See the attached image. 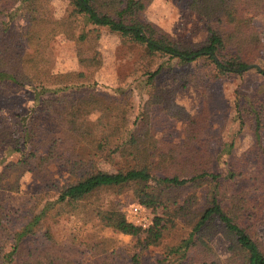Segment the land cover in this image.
I'll list each match as a JSON object with an SVG mask.
<instances>
[{
  "label": "rangeland",
  "instance_id": "374dc122",
  "mask_svg": "<svg viewBox=\"0 0 264 264\" xmlns=\"http://www.w3.org/2000/svg\"><path fill=\"white\" fill-rule=\"evenodd\" d=\"M192 1L136 0L126 17L130 23H152L181 45L195 49L207 40L210 26L203 15L192 9ZM47 3L46 17L52 19L61 18L69 7V0H48ZM248 15L253 17L264 43V9ZM15 22L18 27L25 24L21 17ZM17 49L31 51L30 46ZM143 50L142 46L127 42L107 28L101 29V37L92 47L76 38L60 35L46 49L53 71L78 72L82 77L92 78L95 87L63 93L66 102L49 106V98L55 99L56 96L42 97L37 104L31 86L0 84V172L26 158L35 148L40 155L47 154L55 143L50 138L58 131L55 124L51 126L53 121L63 117L75 100L94 93L100 100L86 106L79 103L76 106L78 119L97 120L107 116L108 111L116 110V106L125 107L130 127L142 122L144 116L149 118V153L153 155V173L157 177L176 174L189 177L192 170L183 168L203 163L212 172H225V158L244 167V177L234 189L250 190L255 217L250 222L257 220L256 232L264 248V173H261L264 169V74L254 66L241 74L225 72L207 57L182 62L179 58L162 55L150 61L143 56ZM147 64H150L151 72L159 66L162 69L151 76L147 73ZM255 64L264 68V45L261 58ZM125 84V91L116 90ZM251 99L262 115L261 143L255 134L256 120L250 110ZM237 102L244 118L241 131ZM194 118L200 119V124L196 125L200 128L197 135H192ZM25 120H30L31 125L37 123L36 135L26 131ZM82 147V143L68 141L65 145L58 144L55 154L73 160L75 156L88 152ZM179 153L180 156L174 159L173 154ZM57 157L52 156L43 166H36L35 160L31 159L28 164H19L11 170L8 186L0 191V264H14L6 259V255L15 244L16 232L31 221L44 204L54 200L59 189L69 181L67 164ZM131 158L127 154H115L108 144L104 152L96 155L94 165L115 170L127 167ZM209 186V183L198 180L173 189V193L182 194L180 201L195 193L203 206L210 195ZM102 200L105 205L118 204L126 219L131 218L129 207L139 203L129 189L104 192ZM48 209L23 239L35 255L54 250L76 258L80 263L91 262L89 256L95 251L92 240L96 238L107 240V248L116 259L114 264H131L128 253V246L134 243L131 235L112 232L98 221L85 223L73 212L57 214V209L51 206ZM147 209L152 222L162 211L161 208L156 211ZM185 235V223L181 222L176 229L167 232L162 244L150 246L144 252L143 261L146 264H166L167 246L175 245ZM211 243L219 258L229 256L227 241L221 234L216 235ZM215 263L216 260H208L205 264Z\"/></svg>",
  "mask_w": 264,
  "mask_h": 264
},
{
  "label": "trees",
  "instance_id": "16d2710c",
  "mask_svg": "<svg viewBox=\"0 0 264 264\" xmlns=\"http://www.w3.org/2000/svg\"><path fill=\"white\" fill-rule=\"evenodd\" d=\"M2 1V2H1ZM0 84L17 87L31 86L35 101L40 103L42 97L49 98L50 106L67 101L63 98L67 92L95 87L92 78L82 77L78 72L56 73L46 54V49L56 37L65 35L76 38L79 42L94 45L101 37V29L107 28L112 33L143 47V56L152 61L154 58L169 55L182 62L193 61L199 57L211 59L225 72L241 74L250 65L261 58L263 38L254 25L252 11L264 9V0H193L192 9L203 15L210 26L207 40L193 49L183 46L167 32L154 24L140 25L130 23L126 14L132 10L136 0H69L66 13L59 19L46 17L48 0H0ZM21 17L25 24L18 27L14 21ZM7 33L11 35L7 36ZM6 34V36H4ZM9 38V39H8ZM8 39V40H7ZM30 46V52L18 50L17 47ZM96 60V59H95ZM149 75H157V70H150ZM264 74V68L256 67ZM138 78H136L137 80ZM126 84L117 91H125ZM53 100V101H52ZM94 93L75 100L72 107L66 109L59 120H54L58 131L47 154H39L37 148L31 150L26 158L12 163L0 172V191L7 187L11 170L19 164L26 165L31 159L36 166L49 163L56 156L57 145L68 141L82 143V149L88 151L71 160L69 157H57L67 164L69 181L58 191L56 198L47 202L42 210L36 212L31 221L15 234V244L6 255L14 264H114L116 259L107 248V240L94 238L91 262L80 263L76 258L61 255L54 250L35 255L25 245L26 237L47 214L49 206L57 209V214L73 212L82 217L85 223L98 221L103 227L115 233L131 235L134 243L128 246L131 264H146L143 254L150 246L163 243L167 232L185 223L186 235L175 245H169L166 264L180 262L184 264H205L216 260L215 264H264V248L256 232L257 220L254 217L253 199L250 190L234 189L244 177V167L228 162L225 172H212L206 164L188 165L189 177H157L153 173V156L149 152L150 125L144 116L142 122L128 126L125 107L116 106L108 111L107 116L94 121H87L76 116L77 105L86 106L98 102ZM250 110L255 114V134L261 143L263 122L261 113L250 100ZM102 102V101H100ZM76 104V105H75ZM76 107V108H75ZM107 107V106H106ZM241 105L237 102L239 130H242L244 118ZM79 109V108H78ZM112 112L115 115L110 116ZM105 117V118H104ZM200 119L194 118L191 126L192 135L200 130L196 125ZM26 131L37 134V123L24 121ZM35 129V130H34ZM36 131V132H35ZM35 132V133H33ZM47 136V135H46ZM110 144L115 154L130 155L127 167L105 170L96 167V155L104 152ZM96 149V150H94ZM264 153V150H263ZM199 155V154H197ZM180 156L173 154V158ZM264 173V169L261 171ZM202 180L210 184V195L203 206L195 193L180 201L182 194H174L173 189L190 182ZM155 181L156 184H153ZM10 182V181H9ZM131 190L134 198L146 208L156 211L161 208L153 222L147 228H141L129 222L122 214L118 204H107L102 200L104 192L114 190ZM260 219H258L259 222ZM251 223V224H250ZM221 234L227 241L229 256L218 257L212 245V239ZM118 255V254H117Z\"/></svg>",
  "mask_w": 264,
  "mask_h": 264
},
{
  "label": "built area",
  "instance_id": "2783aa9c",
  "mask_svg": "<svg viewBox=\"0 0 264 264\" xmlns=\"http://www.w3.org/2000/svg\"><path fill=\"white\" fill-rule=\"evenodd\" d=\"M128 211L131 214V218L127 220L134 225L147 228L152 223V217L149 215L148 209L142 204H133L129 207Z\"/></svg>",
  "mask_w": 264,
  "mask_h": 264
},
{
  "label": "water",
  "instance_id": "95a60500",
  "mask_svg": "<svg viewBox=\"0 0 264 264\" xmlns=\"http://www.w3.org/2000/svg\"><path fill=\"white\" fill-rule=\"evenodd\" d=\"M253 66H254V67H259L257 64H253V65H250V66L248 67V69L251 68V67H253Z\"/></svg>",
  "mask_w": 264,
  "mask_h": 264
}]
</instances>
